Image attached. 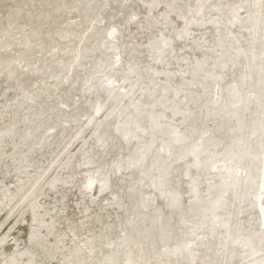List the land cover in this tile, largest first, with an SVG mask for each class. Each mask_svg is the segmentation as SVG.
Returning a JSON list of instances; mask_svg holds the SVG:
<instances>
[{"label": "snow or ice", "instance_id": "snow-or-ice-1", "mask_svg": "<svg viewBox=\"0 0 264 264\" xmlns=\"http://www.w3.org/2000/svg\"><path fill=\"white\" fill-rule=\"evenodd\" d=\"M180 2L184 8H179L174 21H170L172 11L153 17L152 9L161 7L157 0L151 3L139 0L148 10L143 16L131 5V0L102 5L0 0V57L3 58L0 76L4 77L0 82L3 93L0 99L5 102L0 106L3 128L0 161L4 163L9 158L15 162L17 151L35 137L39 131L35 128L38 119L51 120L57 109L68 107L65 97L75 94L79 107L81 83L85 99L96 114L85 119L91 124L103 112L104 119L95 126L103 124L112 113L110 106L100 99L101 95L116 103L121 99L117 92L129 95L134 91V86L128 87L132 84L130 80H116L109 75L124 64L122 57H128L127 73L132 76L140 68L136 57L147 56L159 64L165 62L166 56L176 57L179 52L177 64L186 65L187 69L179 68L163 75L186 78L199 74L203 81L211 82V87L205 83L198 85L210 93L207 103L198 109L188 99L193 93L175 91L177 98L183 96L185 107H176L169 124L172 144L161 141L157 151L172 157L173 144L186 147L167 167L155 163L148 170L142 167L144 153L156 146L150 143L140 149L139 159L128 158L127 168L123 166L126 158L121 152L110 165L112 171L102 174L97 168L94 173L84 174L81 199L75 205L76 209H83L80 213L83 219L68 216L66 196L63 201L58 198L57 204L47 211L36 200L35 188L24 197L27 203H8L6 196L7 208L0 215V231L6 228L0 236V264H23L24 256L30 257L28 264H48L27 248L21 251L15 233L24 225L31 243L38 238L39 229L46 226L43 221L57 213L67 221L75 245L73 257L62 264H264V91L260 95L252 91L244 94L242 88L251 76L246 72L236 75L241 58L246 67L249 60L255 64L258 59L254 47L249 53L240 46V38L247 33L253 43L264 42V0ZM129 5L131 9L125 18L123 9ZM164 7L177 9L178 0H171ZM105 10L111 11V23L96 15ZM121 18H125L124 22L116 25L115 21ZM161 21L164 27L157 31ZM169 23L171 32H167ZM98 24L102 25V36L97 33ZM132 24H137L135 32L128 27ZM122 29H127V37H122ZM122 38L127 40L123 52L119 46ZM229 39L235 45L226 52L225 42ZM154 43L156 47H152ZM97 48L109 53L111 67L105 70L101 65L89 74L91 65L86 60ZM145 48L151 51L145 53ZM259 60V85L264 89V51ZM185 83L197 86L192 80L186 79ZM61 86L67 90L61 92ZM226 91L231 103L222 99ZM88 94H94L95 101L88 99ZM10 95L14 99L10 100ZM37 107L38 117L25 114V110L30 112ZM176 116L181 117L179 126ZM150 119L157 127H164L158 117L150 116ZM189 124L191 136L183 130ZM100 143L105 150L106 138ZM177 165H182V170ZM135 169H139L138 178L125 175ZM97 184L100 195L89 196ZM53 190L59 197L58 190L55 187ZM28 207H31L30 224L26 216ZM93 209H98L95 215L91 214ZM108 209L116 211L115 217L106 215ZM149 211L151 215H145ZM90 220L95 223H89ZM55 223L53 219L50 230ZM149 224L151 230L158 232V241L152 245V260L144 257L143 246L134 239L147 233ZM133 248L140 250L139 258H134Z\"/></svg>", "mask_w": 264, "mask_h": 264}, {"label": "bare ground", "instance_id": "bare-ground-1", "mask_svg": "<svg viewBox=\"0 0 264 264\" xmlns=\"http://www.w3.org/2000/svg\"><path fill=\"white\" fill-rule=\"evenodd\" d=\"M21 2H32V0H21ZM40 2V0H36ZM52 3H116V0H51ZM144 3H151L152 0H143ZM186 2V0H185ZM196 0H192L195 4ZM228 3H239L240 0H225ZM157 3L161 7L153 8V17H159L161 13L168 11L173 12V16L169 17L170 21H174V13L179 8H184V4L178 0L177 9H168L164 5L171 3V0H157ZM131 5H135L136 10L139 11L141 16L143 13L148 11L143 8L139 0H131ZM131 5L124 8L125 18L127 13L131 9ZM114 7H116L114 5ZM119 11V8L116 7ZM186 11V9H184ZM207 14V10H206ZM75 15V14H73ZM96 15H102L105 21L112 22L111 11L105 10L103 13L97 12ZM125 18L117 19L116 25L124 22ZM107 26V25H103ZM102 25H97V33L102 36L103 28ZM133 32L136 31L137 24L129 25ZM164 22L161 21L157 31L163 29ZM239 29H237V32ZM167 32H171V23H169ZM127 29H122V37H127ZM240 46L245 49L246 52H251L253 47L255 48L258 59L255 64L251 61L246 62L243 58L239 61L236 68V75L242 72H246L251 76V80L246 82V86L242 88V92L247 94L249 91L255 92L260 95L264 89L259 85L260 80V66L261 62L259 56L264 51V42L257 40L253 43L252 39L247 33L241 34ZM127 43L126 39L121 40L120 47L122 52L124 51L123 45ZM235 42L232 40H226L225 51L230 52L231 47L234 46ZM154 43L152 47H156ZM180 47L179 44L176 45ZM139 50V49H138ZM145 53H149L151 49H143ZM31 55V54H27ZM109 53L103 49L97 48L94 53L88 55L86 62L91 65L89 74L92 70L99 68L101 65L105 70L111 67V62L108 59ZM180 57V53L177 52L176 57L171 55L164 58L165 62L153 63L147 56L136 57V60L140 62V68L136 75L129 76L127 73L128 57H122L124 64L114 69L109 73L116 80L128 79L132 84L128 87L134 86V91L129 95H124L117 92V95L121 99L112 103L107 100L106 96L101 95L100 99L102 102H106L110 106L111 115L107 120L104 121L99 127L95 125L104 119L105 113L101 112L97 117L96 121L89 123L85 119V116L91 118L96 115L93 107L88 104V100L85 99L83 83H81L80 92V105L76 106L75 94L71 97H65V103L68 107L64 109H57V115L49 120L47 117L38 119L35 128L39 129L36 132L35 137L32 140L27 141L16 153L15 162L9 158L7 163L0 161V215L6 211L7 204L5 203V197L8 198V203H17L24 201V197L28 196L29 192L36 189L35 198L39 202L40 207L44 208L45 211L51 205L57 204V199L61 201L67 197V213L69 217L76 216L81 217L80 213L83 209H76L75 205L81 199L80 190L83 187L85 173H94L97 168L103 172H110L112 168L110 165L116 159L117 154L121 153L126 158L123 162V166L127 168L128 158L131 160L139 159L141 152L140 149L144 148L145 145L155 143L151 152H145V161L142 167L145 170L152 168L155 163L158 167H167V165L175 161L176 156L181 152L186 145L173 144V156L169 157L165 154H161L157 151L159 143L161 141H167L172 144L171 128L169 124L173 121V113L176 107L179 106L181 109L185 107L182 103L183 96L177 98L175 95L176 90H182L183 92L193 93L188 97L191 102V106L195 108L203 107L208 99L210 93L202 90L198 85L205 83L206 87H211V82L203 81V78L197 74L195 77L189 75L186 78L179 76L163 75L165 72H176L179 68L187 69L186 65L177 64V59ZM27 58V57H26ZM114 59V55H113ZM3 58L0 57V62ZM171 65V67H169ZM159 72L161 75H156ZM192 80L196 87H193L185 80ZM4 81V77L0 76V82ZM66 86H61V92H65ZM2 91H0V97H2ZM231 103V99L228 96V92L222 94V99ZM9 99H14V96H9ZM88 99L95 101L96 97L94 94H88ZM4 100L0 99V106L4 105ZM55 103V101H53ZM30 118L39 116V108L28 112L25 110ZM23 115V114H22ZM199 115V113H198ZM150 116L159 118V123L164 127H157L156 123L150 119ZM62 117V118H61ZM181 117L176 116V125L179 126ZM191 124V122H190ZM189 126L184 127L185 134L191 136V130ZM29 127H33L29 125ZM3 128L0 127V132ZM147 132V135H145ZM47 133V135H45ZM99 134L100 139L97 138L96 134ZM127 136V138H125ZM106 138L107 148L103 150L101 147L100 140ZM3 141H0L2 143ZM105 151L107 155H105ZM119 163V162H118ZM177 168L182 170V165H177ZM132 175L135 178L139 177V169L125 172V175ZM72 177H76L72 180ZM71 185V187H69ZM55 187L59 192L53 190ZM93 193L100 195L99 185L97 184L92 192L88 195L91 196ZM114 194V193H113ZM150 194V193H147ZM105 199L108 197L105 196ZM27 203V201H24ZM90 201L85 202V207L88 206ZM256 213H259V201L256 202ZM64 205H58L62 207ZM98 209H93L92 215ZM112 215L115 217L116 211L108 209L106 215ZM43 215V213L41 214ZM145 215L150 216L151 211ZM26 216L31 217V207L26 209ZM55 219V226L51 228L52 221ZM15 223V221H12ZM43 223L46 225L38 231V238H34L31 243L28 242V237L25 235V226L21 225L20 230L15 233L20 239L21 251L25 248L32 251L37 255L38 258H42L48 261V264H62V262L68 258L73 257L75 251V245L71 234L69 233V225L63 217L59 216V213L55 217L49 215ZM89 223H95L94 220H90ZM115 223V221H114ZM10 226V225H9ZM3 231H0V236L3 235ZM28 233H31V228H27ZM83 235V233H80ZM115 235V234H113ZM136 243L143 246L144 257L148 260L154 259L152 255V245L158 241V232L151 230L149 224V231L139 237H134ZM83 241H81L82 243ZM159 247V244H157ZM14 247V246H12ZM107 249L105 252L107 253ZM134 258H139V249L133 248ZM23 264H28L30 259L29 256L21 258Z\"/></svg>", "mask_w": 264, "mask_h": 264}]
</instances>
